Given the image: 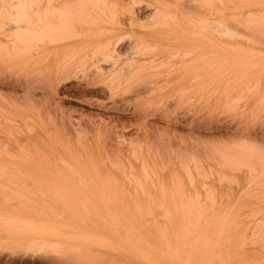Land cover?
I'll return each mask as SVG.
<instances>
[{"label":"rangeland","instance_id":"1","mask_svg":"<svg viewBox=\"0 0 264 264\" xmlns=\"http://www.w3.org/2000/svg\"><path fill=\"white\" fill-rule=\"evenodd\" d=\"M35 1L0 0V264H257L254 252L264 258V240L249 244L255 235L241 229L250 207H264L263 185L255 183L264 184V176L250 168L246 181L257 179L237 191L250 165L227 156L234 162L227 161L230 184L219 169L227 174L231 167L216 159L221 144L233 142L227 133L238 136L231 137L236 144L239 135L264 132L260 13L249 23L245 0H87L84 15L73 14L74 28L10 34V8ZM58 1L42 4L58 8ZM63 13L61 22L72 18ZM220 21L236 35L215 33ZM239 32L253 34L246 41ZM105 38L122 51L99 73L94 59ZM148 57L156 63L147 64ZM159 62L165 65L156 68ZM259 145L237 149L252 156ZM244 248L249 256L239 255Z\"/></svg>","mask_w":264,"mask_h":264},{"label":"bare ground","instance_id":"2","mask_svg":"<svg viewBox=\"0 0 264 264\" xmlns=\"http://www.w3.org/2000/svg\"><path fill=\"white\" fill-rule=\"evenodd\" d=\"M40 2V4L38 3V0L37 1H35V2H37V3H32L31 5L29 4V6H22V7H19V6H16V7H11L10 8V13H8L9 14V18L10 19H12V20H10L9 22H7L5 25H6V30L10 33V34H19V35H36V34H45L44 33V29H46V28H50V27H52V28H50V29H53V28H62V27H66L67 29H68V27H67V25H71V27H72V23H73V21L75 20V18H74V13H75V11H77V12H83V13H80L81 15L83 14L84 15V13H85V6L84 5H86L87 4V2L89 1L90 3H91V5L93 4V2H95L96 0H94L93 2H92V0H83V3H82V0H62V2H61V0H59L60 1V3H59V5L60 6H58V8H56V7H49V5L47 6L46 5V3H44V4H42L43 2V0H39ZM51 1V0H50ZM58 1V2H59ZM79 1H80V4H79ZM87 1V2H86ZM99 1H101L102 2V0H98V2ZM121 1V0H120ZM156 1V3L157 4H162L163 2H162V0L160 1H158V0H154V2ZM211 1V0H210ZM45 2V1H44ZM48 2V1H47ZM64 2V3H63ZM88 2V3H89ZM97 2V1H96ZM101 2H99V3H101ZM159 2V3H158ZM160 2H162V3H160ZM84 3H86V4H84ZM98 3V4H99ZM124 3V2H123ZM140 3H141V1H140ZM155 3V4H156ZM211 3V2H210ZM64 4V6H63V8L64 9H66L65 11H67L66 13H68V14H72V18H69L70 20H67V21H63V22H61V17H60V14L61 13H63L62 11H64V10H62L63 8H62V6L61 5H63ZM84 4V5H83ZM97 4V3H96ZM97 4V5H98ZM130 4V3H129ZM245 4H246V6H247V8H248V10H247V15L245 16L246 17V19H247V17L248 18H250L248 21H249V23H250V20H252V21H254V20H259V17H260V19L262 20V23L264 24V19H262L263 17H264V0H245ZM68 5V6H67ZM90 5V6H91ZM104 5H105V3H104ZM140 5V4H139ZM99 6V5H98ZM102 6V5H101ZM114 6V5H113ZM148 6H150V3H146L145 4V8L146 7H148ZM93 7V6H92ZM94 8V7H93ZM90 9V8H89ZM95 9V8H94ZM152 9V8H151ZM157 8L156 7H154L153 8V10H156ZM22 10V11H21ZM83 10H85V11H83ZM152 10V11H153ZM21 11V12H20ZM51 11V12H50ZM56 12L55 14H53L52 12ZM57 11H59V12H57ZM90 11V10H89ZM92 11V10H91ZM151 11V12H152ZM52 13V14H50V13ZM158 12V9L156 10V13ZM66 13H63V15L64 14H66ZM100 14H104L103 13V11H102V13L101 12H99ZM153 13L154 14H156L155 13V11H153ZM255 13H260V15L259 14H255ZM67 14V15H68ZM134 14V13H133ZM152 14V13H151ZM76 15V14H75ZM111 15V14H110ZM233 15V14H232ZM236 14H234V16L233 17H230V18H237L238 19V17H237V15L235 16ZM238 15H240V14H238ZM253 15H255V16H253ZM66 16V15H65ZM78 16V15H77ZM104 16V15H103ZM137 16V15H136ZM135 16V17H136ZM263 16V17H262ZM68 16H66V17H64L65 19L67 18ZM69 17H71V15H69ZM76 17V16H75ZM84 18V16H80L79 15V17L78 18ZM89 13H88V15L86 16L85 15V18H88L89 19ZM138 17H139V15H138ZM253 17V18H252ZM77 18V17H76ZM242 19L243 17H239V19ZM255 18V19H254ZM258 18V19H257ZM63 19V18H62ZM90 19H91V17H90ZM112 19V18H111ZM238 19V20H239ZM254 19V20H253ZM80 20V19H79ZM110 20V19H109ZM222 20H224V19H222ZM238 20H236V21H238ZM77 21V20H76ZM81 21H82V19H81ZM83 21H84V19H83ZM82 21V22H83ZM86 21V20H85ZM240 21V20H239ZM251 21V22H252ZM91 22H93L92 20H91ZM221 22V21H220ZM220 22H218V23H216V24H214V26H213V31L216 33V32H225V35H227V37H229L230 36V38H232V36H235L236 35V31H238V29H236L235 27V29H236V31L235 32H233V33H235V34H233L232 35V30H230L231 29V27L230 28H228V26L227 25H229V24H227L226 25V23H223L224 21H222L221 23ZM229 22V20L227 21V23ZM258 22V21H257ZM249 23H247L246 22V24H249ZM129 24V23H128ZM131 24V23H130ZM240 24H243V22L241 23L240 22ZM254 24H255V22L251 25V26H254ZM261 23H259V25H260ZM93 25H95V24H93ZM239 25V24H238ZM237 25V26H238ZM250 25V24H249ZM248 25V26H249ZM262 25V24H261ZM261 25H260V27H261ZM240 26V25H239ZM243 26H244V24H243ZM255 26H257L256 24H255ZM250 27V26H249ZM60 28V29H61ZM70 28V27H69ZM72 28H74V27H72ZM255 28V27H254ZM257 28H258V26H257ZM246 29H247V27L245 28V31H246ZM249 29V28H248ZM250 29H252V28H250ZM75 30V29H74ZM226 30H228L229 32H227ZM240 30V29H239ZM254 30H256V29H254ZM253 30V31H254ZM259 30V29H258ZM50 31V30H49ZM241 31H242V26H241ZM257 31V30H256ZM260 31V30H259ZM259 31H257L258 33H259ZM263 32L262 33H264V30H262ZM56 32H57V30H56ZM91 32H96V33H94V34H97V30H94V31H91ZM100 33V32H99ZM222 33H219V35H223ZM242 33V32H241ZM247 33V32H246ZM254 34H255V31L253 32ZM252 32L250 33L249 32V34H250V37H252V35L251 34H253ZM258 33H257V35H255L256 36V38H257V36H259L260 35V33H259V35H258ZM42 34V35H43ZM48 34V33H47ZM46 34V35H47ZM56 34V33H55ZM60 34V33H59ZM67 34V33H66ZM70 34V33H69ZM228 34H229V36H228ZM243 34V33H242ZM51 35V34H50ZM224 35V36H225ZM264 35V34H263ZM49 36V35H48ZM76 36H78V35H76ZM241 36V34H240V32H239V34H238V37H240ZM243 36H245V39H246V41H249L250 40V37L248 38H246V34H244V35H242L240 38H242ZM262 36V34L259 36V37H261ZM236 38V37H235ZM256 38H254V39H256ZM257 39H260V38H257ZM27 39H24L23 38V40L22 41H26ZM30 40V39H29ZM29 40H27V41H29ZM34 40V39H33ZM43 40V39H42ZM262 40V39H261ZM21 41V42H22ZM31 41H32V39H31ZM34 41H40V38H36ZM254 41H256V40H254ZM260 41V40H259ZM263 41V40H262ZM30 42V41H29ZM112 42V41H111ZM110 42V40L109 39H107V38H105L104 40H102V41H100V42H98L99 44H97V46L101 49H99L100 51H102V54L103 55H101L100 57H98V58H96V59H94L95 60V63H96V67H97V71L99 72V73H103V70L105 69L106 70V68L107 69H111V68H113L114 66V62L113 61H111V60H109L108 58H110L111 56L113 57H116V56H118V54L119 53H121V51H122V47L121 48H119V43L118 42H114V43H111ZM98 47H96V48H98ZM18 48V47H17ZM19 49V48H18ZM98 50V49H97ZM92 53V52H91ZM97 53H98V51H97ZM134 54H136L135 52H134ZM28 57H30V56H28ZM31 57H33V56H31ZM156 61H157V58H155V57H148L147 58V60L145 61V62H147V64H149V65H151V64H154V63H156ZM108 63V65H107V67H104V66H102V63ZM167 62V61H166ZM165 62H163V65L161 64V62H159V64H156L157 66H155L156 68L157 67H160V64H161V66H164L165 64H164ZM106 65V64H105ZM173 65V64H172ZM174 65H178V64H174ZM113 66V67H112ZM152 67V66H151ZM154 67V66H153ZM227 130V129H226ZM224 132H226V131H224ZM228 132H229V129H228ZM227 133V132H226ZM233 134V133H232ZM243 134V133H242ZM227 135V136H226ZM225 135V140L227 139L228 141L230 140V142L231 141H233V142H231V145L232 146H234V139L233 138H231V137H234V136H236L235 134H233L234 136H228V133ZM218 136H221L222 137V135H218ZM218 136H217V138H218ZM216 137V136H215ZM215 137L213 136V138L215 139ZM221 137H219L220 138V140H219V138L217 139V141H221L222 139H221ZM238 137V136H237ZM237 137H234V138H237ZM223 138V137H222ZM214 139H213V141H214ZM224 139L221 141V142H223V141H225ZM226 140V141H227ZM26 141V140H25ZM24 140L21 142V144L23 145H27L28 144V142H27V144H26V142H25ZM216 141V140H215ZM237 141V142H236ZM235 142H236V144L235 145H237V148H239L240 149V147H239V145L238 144H240V146L242 147V149L243 150H252L253 149V146H257V143H258V145H259V147H262V146H264L263 144H264V132H257V131H251V132H248V133H246V134H243V136H240L239 135V138L238 139H235ZM0 143H2V142H0ZM216 143V142H215ZM224 143V142H223ZM4 144V143H3ZM3 144H0V145H3ZM81 144V143H80ZM218 144V143H217ZM217 144H215V145H217ZM5 146H6V143L4 144ZM3 145V146H4ZM219 145V144H218ZM230 145V147H229V143L225 146V145H223V144H221V146H222V148H221V146L219 147L220 149H223V151H225L226 149V151H229L228 153L225 151V155H224V157L226 156V158H227V156H229L230 154H232V155H230L229 157H231V158H233L234 160H232V161H236V163L237 164H239V163H241L242 164V167H243V165L245 164V163H247L248 165H250L249 167H248V165H246V168L248 169V171H243L241 174H240V177H241V179L243 180V182H237L236 183V181H235V183H236V189H237V191H240V192H242V191H245V189L247 188V186H249V184H251L252 182H254V179L256 178L257 179V177H255V178H253L254 176H257V175H259V174H256V175H252V177H249L250 179H251V181L249 180V181H246L247 180V177H248V175H249V169L251 168V169H253V168H255V167H259V169H263V170H259V169H254V171L252 170L251 171V169H250V171H251V173H255V172H257V171H261V173H260V175L259 176H264V153H263V150H264V148L263 149H261V150H259L260 148L258 147L257 149V152H256V148L254 149V151H255V154H257V155H255L254 154V152H253V154H252V156H251V153H252V151H250V153H247V152H245V151H242V153H244L245 152V154H242V153H240L239 151L240 150H242V149H237L235 146L234 147H232ZM3 146H1V147H3ZM5 146H4V148H5ZM223 146H225L226 148H224ZM80 147V146H79ZM231 147L232 148H234V150H236V152L238 153H236L233 149H231ZM251 147H252V149H251ZM3 148V149H4ZM228 148H230L229 150H228ZM24 149V148H23ZM80 149L83 151V153H84V150H83V147H82V144H81V147H80ZM216 149V148H215ZM219 149H217V150H215L214 151V147H213V153H216V151H218ZM220 151V150H219ZM218 151V152H219ZM222 150L219 152V153H221L222 155H220L219 157H216V159H218V162L220 163V161L222 162V160H224L223 162L226 164V165H223L222 163V165H223V167L221 166V164L219 165L218 163H217V161L215 162V159H214V157H213V161L216 163L215 165L216 166H218L219 168H220V166H221V168H224V169H227V167L229 168V167H231V164H233L234 162H232L230 159H226V158H224L223 159V154H224V152H223ZM231 151V152H230ZM258 151H260L259 153H258ZM1 152V151H0ZM232 152H234V154L232 153ZM3 153H5L4 155L6 156L8 153H6V152H4L3 151ZM98 153V152H97ZM237 155H236V154ZM30 154V153H29ZM111 154H112V152H111ZM110 154V155H111ZM242 154V155H241ZM250 155V156H248V155ZM258 154H259V156H260V158H259V156H258ZM84 155H85V153H84ZM215 155V154H214ZM240 155V157H239V159L241 160V158H243V160H244V162H243V160L241 161V162H239L240 160H238V156ZM243 155H247L246 157L245 156H243ZM254 155V156H253ZM2 156V155H1ZM8 156V155H7ZM86 156V155H85ZM112 157L114 156V155H111ZM111 156H109V157H111ZM218 156V155H217ZM222 156V157H221ZM242 156V157H241ZM9 158H11V157H13V156H11L10 154H9V156H8ZM100 157V156H99ZM108 157V158H109ZM254 157H256V158H259V160H257L256 158H254ZM45 158V157H44ZM106 158H107V155H106ZM114 159H117V157H113ZM221 158V159H220ZM245 158V159H244ZM61 160L62 162L61 163H63V161H64V163H63V165H65V163L68 161V160H66V159H63V158H61L60 156H59V158H58V160ZM247 159V160H246ZM79 159H77V158H73L72 159V161L73 162H77ZM225 160H226V162H225ZM231 161V164L230 165H228L229 163L227 162V161ZM237 160H238V162H237ZM102 161V160H101ZM100 160H99V162H101ZM117 161V160H116ZM246 161V162H245ZM103 162V161H102ZM101 162V163H102ZM243 162V163H242ZM119 163H122V162H119ZM119 163L117 164V165H119ZM129 163V162H128ZM127 163V164H128ZM236 163H235V165H236ZM254 163H257V164H259L258 166L257 165H255ZM67 165H68V162L66 163ZM103 164V163H102ZM123 164V163H122ZM218 164V165H217ZM253 164H254V166H253ZM11 165V164H10ZM66 165V166H67ZM129 165V167L131 166L130 165V163L128 164ZM245 165H244V167H245ZM2 166V165H1ZM12 166H14V165H12ZM120 166V168H121V166L122 165H119ZM225 166V167H224ZM227 166V167H226ZM5 167V166H4ZM70 169H71V171H73L72 169H73V167L72 166H68ZM210 167L211 166H209V168H208V170H209V173H210V171H211V169H210ZM237 170H239L240 169V167L241 166H238L237 165ZM90 168V167H89ZM94 168V167H93ZM124 165L122 166V168H121V172L120 173H122L123 174V177L124 178H126V174L123 172V170H124ZM141 168H143L144 169V166L141 164ZM148 168V167H147ZM218 168V169H219ZM0 169H2L1 167H0ZM143 169H141V171H143ZM148 169H150V168H148ZM230 169V170H229ZM229 169H227L228 170V172H227V174H225V172H226V170H220L219 169V171H221V175L222 176H224L225 178L227 177V176H229V175H231V177H228V180L229 179H231V181L229 182L230 184L231 183H233V181H234V178L232 177L233 176V173H232V171L231 170H233L234 168H233V166L231 167V168H229ZM94 170V169H93ZM130 170H131V172H132V170H133V168H132V166L130 167V169L128 170V172L131 174V172H130ZM257 170V171H256ZM145 171H146V169H145ZM150 171V173L153 175V173L151 172V170H149ZM224 171V172H223ZM263 171V172H262ZM94 172H95V170H94ZM234 172V171H233ZM259 172H257V173H259ZM77 173V172H76ZM75 173V174H76ZM144 173H146V175L149 177V175H148V173L147 172H144ZM143 173V177L144 178H146ZM208 173V172H207ZM209 173H208V175H209ZM216 173V172H215ZM231 173V174H230ZM110 174H112V173H110ZM133 174V173H132ZM131 174V175H132ZM186 177L187 176H189L188 177V179H187V181L189 182L190 180H192V177H190L191 175L189 174V172L187 173L186 172ZM189 174V175H188ZM229 174V175H228ZM89 175V174H88ZM125 175V176H124ZM130 175V176H131ZM211 175V174H210ZM220 175V177H219V179L221 180L220 182H222V179L224 178V177H222ZM226 175V176H225ZM77 176H78V173H77ZM80 176V175H79ZM154 176V175H153ZM259 176H258V179H259ZM82 177V176H81ZM110 177V176H109ZM132 177V176H131ZM148 177H147V179H148ZM217 177V176H216ZM79 178V177H78ZM89 178V177H88ZM106 178H107V176H106ZM106 178H104L105 179V181H108V182H110L109 180H107ZM111 178V177H110ZM135 180L136 179H138L137 177L135 178V177H133ZM189 178H190V180H189ZM261 178V177H260ZM83 179V178H82ZM227 179V178H226ZM225 179V181L226 182H228L227 180ZM253 179V180H252ZM111 180H112V178H111ZM128 180V182H130V180L129 179H127ZM135 180L134 181H132L133 183H135ZM143 180H145V179H143ZM224 180V179H223ZM100 181V180H99ZM115 181V180H114ZM114 181H112V182H114ZM139 181V180H138ZM136 182V183H139V182ZM219 181V180H218ZM250 182V183H249ZM261 182V181H260ZM100 183H102L101 181H100ZM107 183V182H106ZM135 183V184H136ZM205 183V182H204ZM256 183V185L257 186H259L260 184L261 185H263L264 186V184L261 182V183H259V182H255ZM255 183H253V185H255ZM259 183V184H258ZM218 184V186H219V188L221 189V187L223 186L224 187V185H222V184H224V183H220V185H219V183H217ZM225 184H227V183H225ZM108 185H109V183H108ZM139 185H141L140 183L139 184H137V186L140 188L141 186H139ZM153 185V184H152ZM201 185H203V184H201ZM205 185H207L206 183H205ZM205 185H203L204 187H206ZM222 185V186H221ZM190 186V185H189ZM203 186H200V188H204ZM226 186H228L229 187V185L227 184ZM225 186V187H226ZM263 186H259L260 188L262 187V189H264V187ZM252 187V186H251ZM226 189V188H225ZM225 189H223L224 190V192H226V191H228V190H226L225 191ZM230 189V188H229ZM140 190H142V189H140ZM254 191V190H253ZM207 193V192H206ZM211 193V192H210ZM247 194H250V193H247ZM256 195V194H255ZM260 195V194H259ZM211 196V195H210ZM244 196V195H243ZM205 198H207V195H205ZM262 198H263V196H262ZM210 200H211V198H209ZM257 199H259V198H257ZM213 202V201H212ZM262 203L264 204V201H262ZM104 204H106V203H104ZM253 205H255V204H253ZM159 206L161 207V205L159 204ZM106 207V206H105ZM159 207V208H160ZM108 210V209H107ZM161 210H163L164 212H165V217H166V211L164 210V209H162V207L160 208V211ZM260 210V212H258ZM129 212V211H128ZM137 212H138V210H137ZM148 213H149V210H148ZM235 213V212H234ZM233 213V215H235ZM116 216L115 217H117V214L116 213H114ZM158 214V213H157ZM156 214V215H157ZM163 214H161L160 215V218L162 217V218H165V217H163L162 216ZM232 215V216H233ZM244 215V214H243ZM108 216V215H107ZM148 216V215H147ZM151 216V215H150ZM156 217H159V214L156 216ZM224 217H226V214H225V216ZM245 217H246V220L245 221H243V223H242V225H241V223H239L240 225H241V229H246V230H249L250 232H251V234H254L255 235V239H252V240H250V242H249V244H252V243H254L255 241H256V239L258 238V239H260V240H264V207L263 206H257V207H250L249 209H248V211H247V213H245ZM111 218V217H110ZM241 218V217H240ZM112 219V218H111ZM147 219V218H146ZM147 221H148V219H147ZM147 221H145V223L147 224ZM227 222V221H226ZM121 223V222H120ZM188 223H190V222H188ZM229 224V223H228ZM239 224H234L235 225V228H237L238 226L240 227V225ZM225 226H227V225H225ZM224 226V227H225ZM229 226V225H228ZM233 226V225H232ZM214 229H222V227H217V228H214ZM253 235V236H254ZM254 241V242H253ZM259 242H261V241H259ZM249 253L251 254V252L247 249V248H244L243 250H241L240 252H239V255H248L249 256ZM253 253V252H252ZM252 256H253V258L255 257H257V264H264V258L262 257V256H260L259 254H257V253H253L252 254ZM58 258V257H57ZM65 258V257H64ZM217 258L220 260V261H222L223 259H224V255L221 253L220 255L218 254V256H217ZM68 262V261H67ZM213 264H221V262L219 263V262H217V263H213ZM222 264H231V263H229V262H225V263H222ZM233 264V263H232Z\"/></svg>","mask_w":264,"mask_h":264}]
</instances>
